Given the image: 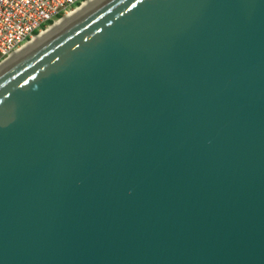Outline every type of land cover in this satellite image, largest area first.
Returning <instances> with one entry per match:
<instances>
[{"label":"water","instance_id":"1","mask_svg":"<svg viewBox=\"0 0 264 264\" xmlns=\"http://www.w3.org/2000/svg\"><path fill=\"white\" fill-rule=\"evenodd\" d=\"M0 264H264V0H99L0 69Z\"/></svg>","mask_w":264,"mask_h":264},{"label":"built area","instance_id":"2","mask_svg":"<svg viewBox=\"0 0 264 264\" xmlns=\"http://www.w3.org/2000/svg\"><path fill=\"white\" fill-rule=\"evenodd\" d=\"M84 2L86 0H0V62Z\"/></svg>","mask_w":264,"mask_h":264},{"label":"bare ground","instance_id":"3","mask_svg":"<svg viewBox=\"0 0 264 264\" xmlns=\"http://www.w3.org/2000/svg\"><path fill=\"white\" fill-rule=\"evenodd\" d=\"M99 0H86V2L82 3L79 7L75 8L71 12L65 14L63 19L59 21H55L50 27H47L45 30L40 32L39 34L35 35L30 41H28L25 45H23L19 50L12 53L8 59H5L4 61L0 62V69L8 65L10 62H12L14 59L28 51L31 47L35 46L39 41L44 39L46 36L51 34L56 29L62 27L63 25H66L71 19L77 17L80 15L83 11L91 7L95 2H98Z\"/></svg>","mask_w":264,"mask_h":264},{"label":"rangeland","instance_id":"4","mask_svg":"<svg viewBox=\"0 0 264 264\" xmlns=\"http://www.w3.org/2000/svg\"><path fill=\"white\" fill-rule=\"evenodd\" d=\"M64 17H65V16H64ZM64 17H63V18H64ZM63 18H62V19H63ZM73 19H74V18H73ZM60 20H61V19H60ZM60 20H59V21H60ZM71 20H72V19H71ZM53 25H54V24H53ZM49 27H50V26H49ZM7 59H8V58H7Z\"/></svg>","mask_w":264,"mask_h":264},{"label":"trees","instance_id":"5","mask_svg":"<svg viewBox=\"0 0 264 264\" xmlns=\"http://www.w3.org/2000/svg\"><path fill=\"white\" fill-rule=\"evenodd\" d=\"M50 23V22H49Z\"/></svg>","mask_w":264,"mask_h":264}]
</instances>
